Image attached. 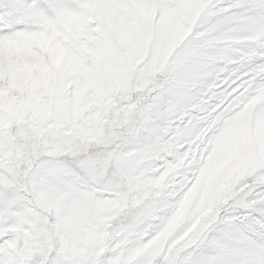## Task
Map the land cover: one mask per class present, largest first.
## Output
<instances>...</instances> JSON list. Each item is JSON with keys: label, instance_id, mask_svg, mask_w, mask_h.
I'll return each mask as SVG.
<instances>
[{"label": "snow or ice", "instance_id": "6c2138e0", "mask_svg": "<svg viewBox=\"0 0 264 264\" xmlns=\"http://www.w3.org/2000/svg\"><path fill=\"white\" fill-rule=\"evenodd\" d=\"M0 264H264V0H0Z\"/></svg>", "mask_w": 264, "mask_h": 264}]
</instances>
